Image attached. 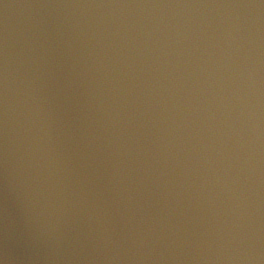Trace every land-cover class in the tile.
<instances>
[{
  "label": "water",
  "instance_id": "obj_1",
  "mask_svg": "<svg viewBox=\"0 0 264 264\" xmlns=\"http://www.w3.org/2000/svg\"><path fill=\"white\" fill-rule=\"evenodd\" d=\"M0 264H264V0H0Z\"/></svg>",
  "mask_w": 264,
  "mask_h": 264
}]
</instances>
